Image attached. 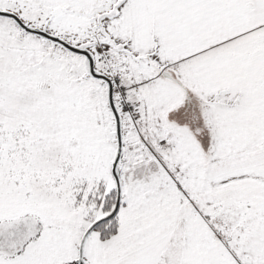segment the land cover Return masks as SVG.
Here are the masks:
<instances>
[{
  "label": "snow or ice",
  "instance_id": "obj_1",
  "mask_svg": "<svg viewBox=\"0 0 264 264\" xmlns=\"http://www.w3.org/2000/svg\"><path fill=\"white\" fill-rule=\"evenodd\" d=\"M0 264H264V0H0Z\"/></svg>",
  "mask_w": 264,
  "mask_h": 264
}]
</instances>
